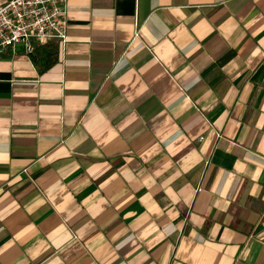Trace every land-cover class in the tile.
Instances as JSON below:
<instances>
[{"label":"crops","instance_id":"1","mask_svg":"<svg viewBox=\"0 0 264 264\" xmlns=\"http://www.w3.org/2000/svg\"><path fill=\"white\" fill-rule=\"evenodd\" d=\"M68 6L0 54V264H264V0Z\"/></svg>","mask_w":264,"mask_h":264},{"label":"built area","instance_id":"2","mask_svg":"<svg viewBox=\"0 0 264 264\" xmlns=\"http://www.w3.org/2000/svg\"><path fill=\"white\" fill-rule=\"evenodd\" d=\"M68 0H6L0 4V54L23 45L29 56L36 46L68 41ZM136 33V32H135Z\"/></svg>","mask_w":264,"mask_h":264},{"label":"trees","instance_id":"3","mask_svg":"<svg viewBox=\"0 0 264 264\" xmlns=\"http://www.w3.org/2000/svg\"><path fill=\"white\" fill-rule=\"evenodd\" d=\"M57 54L58 45L55 42H48L37 45L35 52L29 57L38 70L43 72L56 63Z\"/></svg>","mask_w":264,"mask_h":264}]
</instances>
